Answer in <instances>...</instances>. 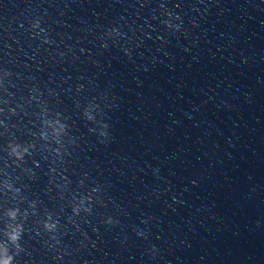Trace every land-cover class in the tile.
Instances as JSON below:
<instances>
[{"label": "clouds", "instance_id": "obj_1", "mask_svg": "<svg viewBox=\"0 0 264 264\" xmlns=\"http://www.w3.org/2000/svg\"><path fill=\"white\" fill-rule=\"evenodd\" d=\"M15 238V237H14ZM10 259L11 258H7V259H5V260H3V261H0V264H10Z\"/></svg>", "mask_w": 264, "mask_h": 264}]
</instances>
